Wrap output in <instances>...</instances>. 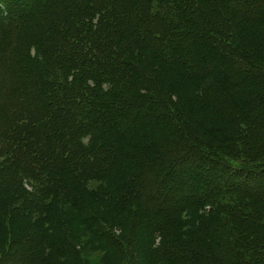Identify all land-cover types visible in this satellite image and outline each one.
I'll use <instances>...</instances> for the list:
<instances>
[{
    "label": "trees",
    "instance_id": "16d2710c",
    "mask_svg": "<svg viewBox=\"0 0 264 264\" xmlns=\"http://www.w3.org/2000/svg\"><path fill=\"white\" fill-rule=\"evenodd\" d=\"M162 73L198 92L179 105ZM201 112L241 128L197 144ZM190 154L233 180L174 197L163 178ZM262 168L264 0H0V241L17 236L0 264H85L65 207L125 264L141 237L151 264H264ZM96 205L128 214L126 242Z\"/></svg>",
    "mask_w": 264,
    "mask_h": 264
},
{
    "label": "rangeland",
    "instance_id": "374dc122",
    "mask_svg": "<svg viewBox=\"0 0 264 264\" xmlns=\"http://www.w3.org/2000/svg\"><path fill=\"white\" fill-rule=\"evenodd\" d=\"M196 43V42H195ZM21 54V53H20ZM23 54V53H22ZM31 68H33L32 66H30ZM156 71V70H154ZM162 78H161V82H163V84H165V86H171L172 84L175 85L174 90H168V92L170 93V95L173 97H175L178 101V104H184L186 105L188 102V99H190L191 95L193 93L198 92L196 89H194L192 86L190 85H182V84H178L175 83L173 80H171V78H169V75L167 73H162ZM157 76V74H156ZM156 80V79H155ZM184 80L186 81L187 79L184 78ZM183 80V81H184ZM158 81V80H156ZM24 86H26L24 84ZM33 86L28 85L26 87H24V89L26 90V92H28L27 89H32ZM181 89V90H177V92L175 91V89ZM251 90L252 87H251ZM250 90V91H251ZM174 91V92H172ZM181 94V95H180ZM30 94L28 95V93L25 95V100L28 102L30 101ZM186 101V104L183 102ZM184 107V106H183ZM183 110V109H182ZM184 112H188L186 110V108L184 107L183 113ZM212 114V113H210ZM215 115V114H213ZM190 118L187 119L186 122H188L189 124H191V129H192V134L193 136L190 137L188 136V138L190 139H194L197 140V144L199 142H204V143H211V135H207L205 134L203 131H210L212 134V131H216V130H220V128H223L225 125H221L218 121L217 118H215L214 116H210L206 113H196L192 116H189ZM185 119V118H183ZM209 120H212V122L210 123ZM240 127H224V131L225 134H233L234 131L236 129H240ZM219 133V132H217ZM215 135V134H214ZM211 136V137H210ZM216 146L217 144L214 143L213 146ZM187 155V154H186ZM188 156V155H187ZM214 159L219 160L216 157H213ZM212 158H205V162H199L201 159H196V156H194V154H190L189 158H187V160L183 161L182 163H180V171L178 169H175L174 171L166 174L163 178V183H162V188L164 190H166L167 192H169L170 194H172L174 197H183V196H188L191 195V193H189L192 189H201L202 187H208V188H216L218 189L219 187H223L224 185H226L229 181H231V179L233 180V178H228L229 176L227 174H229L227 171L225 172H221L218 168H215V166H212L210 164H217V160H214ZM212 162V163H211ZM254 167H259L261 164H256L253 163L252 164ZM264 169V168H262ZM231 177V176H230ZM252 180L256 181V178H253ZM90 188H95L94 186H89ZM27 190H30L29 188L25 187ZM172 197V196H171ZM95 210V215L98 216V218L102 219L101 222L104 223V221L106 222V227H108V229H111L112 232L114 234H118V236H120V239H118L119 241H123L126 242V240L128 239V232H129V226H130V219H127L126 217L127 215H123L121 217H116L114 215V213L111 211L112 209L109 208L108 206H102V205H96L93 207ZM91 210V209H90ZM135 212V208L132 207V209L130 210V212H128L129 214H133ZM91 215L94 214L92 211H90ZM194 213H196L197 215L192 217L193 215H195ZM57 215H61L62 219H64V233L66 234L65 236H67L70 241H74L73 245L74 248L75 246L77 248H75V250L77 251V255L80 254L78 251L82 250V249H87L89 252V255L87 256V262L85 264H107L106 262L110 260V264H125L124 258L123 256L120 254H116L117 256H115V251L111 248L110 249V254L106 252V249H102V251H98L97 247L95 246V244L93 243L91 236L89 233L84 232L83 230H79V228L77 227V216L75 213L71 212L69 209H66V207L63 209H60L56 212ZM193 214V215H192ZM201 215L200 213L197 212H193L190 214L191 218H196L197 216ZM61 221V220H60ZM62 232V230H61ZM36 233V232H35ZM8 237V236H5ZM141 236H139L140 238ZM127 238V239H126ZM16 240L17 236L15 235L14 237L11 238H5L2 242L0 241V252L3 250V248L9 243L10 240ZM143 240L141 242V246L138 248H134L132 247L131 250L132 252L136 255V257H134L132 255L131 264H151L150 262H147L144 258V254H142V246L143 247H156L158 245L159 240L155 237L152 238H142ZM0 240H2L0 238ZM94 244V245H93ZM262 248L264 250V238L262 241ZM21 244H17V246H15V252L20 253L21 252ZM104 246L106 247L105 243ZM130 249V248H129ZM130 250V251H131ZM14 253V251H13ZM114 253V254H111ZM109 254V255H108ZM14 255V254H13ZM80 256V255H79ZM71 259L73 260L75 258V256H73V254H70L69 256H67V259ZM42 259H47V260H52V261H58L59 263H61L63 260L62 259H57L55 257H53L50 253H48L46 250H44L43 254H42ZM74 261V260H73ZM227 264H229L228 262H226ZM152 264H166L164 262H155ZM194 264H200V261L198 260L197 262H195Z\"/></svg>",
    "mask_w": 264,
    "mask_h": 264
}]
</instances>
